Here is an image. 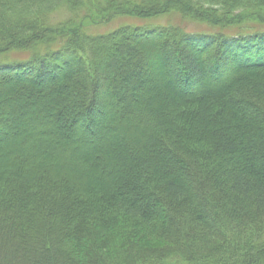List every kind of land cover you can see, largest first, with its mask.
Segmentation results:
<instances>
[{"label":"trees","instance_id":"1","mask_svg":"<svg viewBox=\"0 0 264 264\" xmlns=\"http://www.w3.org/2000/svg\"><path fill=\"white\" fill-rule=\"evenodd\" d=\"M193 2L229 15H251L228 27L234 30L231 37L184 29L183 41L202 43L198 49L218 43L220 51L237 53L246 47L239 42L264 40V31L243 35L264 25L256 14L264 0H0V56L33 53L29 60L1 67L0 77L17 83L9 71L37 69L44 78L39 82L46 83L51 68L57 80L72 57L87 66L84 54L90 58V52L94 63H103L108 52L114 55L111 38L119 28L91 37L79 22L93 14L129 16L139 7L170 13L191 8ZM131 27L121 28L128 35L121 40L162 32L169 36L166 27ZM261 42H255L256 59L262 60L258 65L264 64ZM169 43L176 53L171 62L176 77L181 76L178 81L189 84L186 73L201 83L200 91L184 98L183 89L168 88L161 92L162 103L157 102L142 93L146 88L139 73L133 78L127 74L129 63L126 72L110 63L117 98L134 91L123 96L131 115L117 122L127 125L123 148L89 153L63 140H41L44 145L25 149L21 157L0 158V264H264V115L252 106L264 104V70L254 73L248 63L213 98L203 84L199 54L188 52L182 59L177 44ZM133 49L125 44L122 58L135 56L138 50ZM106 85L99 95L110 94L106 104L111 105L113 87ZM71 90L70 99L57 95L59 108L49 116L85 94L68 125L81 121L87 127L90 111L97 110V92L92 87ZM233 102L239 113L226 109Z\"/></svg>","mask_w":264,"mask_h":264},{"label":"rangeland","instance_id":"2","mask_svg":"<svg viewBox=\"0 0 264 264\" xmlns=\"http://www.w3.org/2000/svg\"><path fill=\"white\" fill-rule=\"evenodd\" d=\"M194 3L195 2L192 3L193 6L191 8H185V6H183L181 9L170 11V13L165 12L166 14L162 12L163 10L152 12V10H145L140 7L137 8L136 11L130 10L129 14L131 13V15L129 16L105 14L100 17L93 14L89 16L87 21L84 20L85 22H79L82 23L84 31L91 35V37L97 38L103 34L109 35L110 32L119 28L118 34H115V37L111 38V40L115 41L116 45L114 55L112 54L113 56H111L110 52H108L110 56L105 53L108 57H105V60L103 59V63H94L93 53L90 52L92 58H88V53L86 54L84 52L83 61L85 64L88 63V65H80L74 60L75 58L72 57L70 60L71 66L68 67L66 71H63V73L58 76L57 80L53 79L55 76L53 74L55 73L51 71V68H49L48 73L51 79L46 83L39 82L44 78L40 72L38 73L37 69L34 70L35 72L26 73L27 75L20 70L9 71L7 75L10 76L11 79H19L17 83H9L5 78L0 77V158L3 157L4 159L14 160L15 155L21 157L23 156V152L31 149V147H41L44 145L41 140L47 141L46 143L53 140H63L67 146H76L79 149L88 150L89 153L93 152V149H101L109 152L111 150L114 151L117 147L123 148L124 136L125 134L127 135L128 132L126 130L127 125L124 123L119 125L117 122L120 120L119 117H124L125 120L131 115V111L127 110L129 105L128 97L126 99V97L123 98V96H131L134 94V91H126L117 98L118 95L115 93V82H113V79L112 81L109 80V78L115 74L110 72L113 70V67L109 66L110 63L115 65V70L120 68L119 71L123 69L125 72L127 71L125 65L129 63L131 67L127 74L133 78V76L139 73V78H142L141 83L146 88L142 93L144 92V94L150 95L152 99H157V102L162 103L161 100L163 97L161 96L163 95L161 92L166 91L168 88L183 89L181 96L184 98L190 97L196 94L197 91H200L201 83L197 82L186 73L184 74L187 76V81H189L190 85L184 87L183 84L178 81L177 78H181V76L179 75L176 77L177 74L174 73L176 69L173 67L171 60L161 54V52L159 53V51L165 47L166 43L168 45H170L169 42L177 44L182 59V54L188 52L199 54V61L204 68L205 77L203 84L208 87V92L213 98H217L223 94L222 92L229 86L228 81L232 74L244 70V67L247 66L248 63L250 66L253 65L250 70L254 73H259L262 69L264 70V64H255H262V60L258 59L260 60L259 62L256 59L258 49L255 47V42L263 41L261 43H263L262 48L264 50V40L249 41V39L239 42L238 45H242L241 47L246 45V47L238 49L237 53H232L234 50L230 51L228 48L220 51L219 48H217L218 43L215 45L212 43L208 46V43H206L207 47L205 49H198L196 46L202 43L194 41L189 43L183 41V38H187L181 33L184 29L197 34H219L225 32L227 35H233L234 30L228 29V27H232L233 23L245 20L251 15L247 13L244 14V11L229 15L221 11L220 8L199 7ZM256 14L261 18L257 22H264V8L260 9ZM151 15H155L156 18L150 19L149 16ZM56 18H59L57 14L54 15V19ZM131 26H139L141 27L139 28L141 31H146L144 29L152 30L166 27L168 28L166 34L169 36H161L162 32L158 35H140L136 39L129 37L125 41L124 39L121 40V37L128 36L121 28L126 27L127 29V27ZM225 26L227 27L225 28ZM131 29L132 27L129 30ZM49 37L52 36L50 35ZM216 38L217 42L222 44L220 41L222 37H220V40L219 36ZM103 41H105L103 44H107V41H109L108 37ZM124 43L126 47L130 44L131 46L133 45V50H138L135 56L128 59L125 57V59L122 58V56H125L123 53V49L125 48ZM172 48L174 49V47ZM107 51L105 50V52ZM32 54V52L12 51L9 52V54H4L0 56V68H7L8 65L6 66L3 64L15 63V61L20 59L22 62L29 60ZM214 57H217V59ZM213 58L214 60H212ZM91 61H93V63H91ZM135 61L139 63V66L133 65ZM211 67L216 69V75L212 73L214 68L211 70ZM25 77H33L34 79L31 80ZM106 84H109V87L111 85L113 87V95L111 94V96H113V101L111 105L106 104L110 94L106 93L104 98L99 95L101 94L100 87L106 86L105 88H107ZM74 86L75 89H77V87L78 89L80 87L82 89L86 88V91L92 87V90L97 92L95 99L98 104L96 105L97 110L94 109L90 111L87 127L84 126L81 121H78L76 125H72L71 127L68 125L70 124V117L75 115L73 113L81 107L80 105L83 103V99L86 98L85 94L83 95V99L77 96L73 97V101L71 100L72 104L70 103L67 105L65 110L55 113L54 116H49L50 110L55 108L58 110L59 108L57 95L59 94L61 97L70 99L73 96L71 89H73ZM69 87H71V89ZM110 91H112V89ZM165 103L166 102H164V104ZM252 106L264 115V104L256 103ZM232 108L234 109L233 113H239L241 109L235 102L226 105V109L230 110ZM86 111L85 113L88 115L89 112L88 110ZM6 117L9 120H7L6 125L3 126L1 123ZM4 122H6V120ZM8 122L12 124L8 125ZM129 123L131 124V122ZM88 134H93V136L90 137ZM19 147L22 149L19 150Z\"/></svg>","mask_w":264,"mask_h":264},{"label":"bare ground","instance_id":"3","mask_svg":"<svg viewBox=\"0 0 264 264\" xmlns=\"http://www.w3.org/2000/svg\"><path fill=\"white\" fill-rule=\"evenodd\" d=\"M175 49L172 48V46L168 45L167 43L165 44V47H163L161 54L165 55L168 57L170 60L175 58ZM166 53V54H165ZM160 54V55H161ZM168 55V56H167ZM214 75L217 74L216 69H214V72H212ZM190 84H183L184 87H188Z\"/></svg>","mask_w":264,"mask_h":264},{"label":"water","instance_id":"4","mask_svg":"<svg viewBox=\"0 0 264 264\" xmlns=\"http://www.w3.org/2000/svg\"><path fill=\"white\" fill-rule=\"evenodd\" d=\"M264 26V25H263ZM261 24L260 25H257L256 26V28H257V30H252V31H247L246 33H243V35H250V34H259L260 32H263L264 31V27H263ZM262 27V28H261ZM187 31V30H186ZM187 32H190V31H187ZM190 33H192V32H190ZM225 35H227V34H225ZM231 36H233V35H231V34H229L228 36H226V37H231ZM20 59V58H19ZM29 59H31V57L29 58ZM22 60L20 59V60H18V61H15V63H8V64H3V65H8V66H12V65H15L17 62H21ZM2 65V66H3Z\"/></svg>","mask_w":264,"mask_h":264}]
</instances>
